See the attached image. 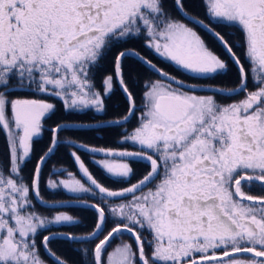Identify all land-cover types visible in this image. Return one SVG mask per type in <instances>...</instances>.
Instances as JSON below:
<instances>
[{"label": "snow or ice", "instance_id": "6c2138e0", "mask_svg": "<svg viewBox=\"0 0 264 264\" xmlns=\"http://www.w3.org/2000/svg\"><path fill=\"white\" fill-rule=\"evenodd\" d=\"M200 3L211 23L236 29L239 42L230 43L190 15L186 0H171V7L169 0H0V132L7 161L0 160V264H44L40 247L57 264H68L49 248L55 235L43 236L39 247L36 238L48 224L75 222L66 213L49 221L30 210L32 197L39 199L44 164L63 146L56 136L65 126L48 129L50 143L37 158L30 183L25 182L22 173L31 162L34 138L41 136L56 105L24 97L51 96L66 111L102 112L105 97L119 85L129 101V112L113 122L122 126L136 110L125 78L130 58L161 76L145 85L146 111L139 126L122 134L140 151L72 147L83 148L93 164L119 182L134 174L130 160L146 161L149 171L136 183L113 190L93 177L80 155L70 153L88 183L73 177L50 180L49 186L100 197L101 204L87 205L96 214L93 231L85 237L64 234L63 239L90 241L111 221L115 226L91 249V264H264V195L244 190H264V0ZM190 25L211 34L227 59ZM140 36L155 54L194 79L226 75L231 61L237 85L204 88L162 72L124 47ZM234 48H243V63ZM109 57L102 95L94 75ZM203 91L213 94H196ZM241 93L243 98L232 103L216 98ZM124 233L135 248L123 243L107 252Z\"/></svg>", "mask_w": 264, "mask_h": 264}, {"label": "trees", "instance_id": "16d2710c", "mask_svg": "<svg viewBox=\"0 0 264 264\" xmlns=\"http://www.w3.org/2000/svg\"><path fill=\"white\" fill-rule=\"evenodd\" d=\"M187 10L190 15L202 19L206 24H209L214 30L219 32L221 35H224L230 43H236L238 40L239 32L234 28L217 26L216 24L211 23L204 14V8L200 3V0H186ZM169 7H171V0H169ZM175 15V13H173ZM183 19L182 17H178ZM185 23L187 21L184 20ZM196 27L195 25H191ZM199 33L202 34V38L208 44V46L222 58L227 59L223 49L220 47L219 43L212 38L209 34L201 31L196 27ZM233 30V31H232ZM227 34L230 36L235 35L236 41H233L227 37ZM240 39V37H239ZM146 37L140 36L135 37L129 41L124 47L134 50L144 58L153 62L158 68L167 72L168 74L176 76L179 80H183L187 84H196V85H209L215 87H224L232 88L237 85L238 75L236 72V67L229 61V71L226 75L216 76L214 79H194L190 75H187L182 71L177 70L176 66L171 64L168 61L163 60L153 53L147 46ZM235 50V49H234ZM239 50V49H238ZM238 56L241 58V62H244L243 52H238ZM111 57L103 62V69H97L94 75L95 87L101 91L103 95V90L101 88V80L106 74L105 70H110ZM247 68V65H245ZM125 78L128 83L129 90L132 92L133 98L135 100V105L138 107L142 102V94L145 92V85L156 79V74L153 73L145 65L140 64L134 58H130L125 61ZM251 80H249V89L254 90L250 85ZM239 97V96H238ZM24 98H35V99H44L49 103L56 105V112L51 116L50 119H46L45 130L42 135L34 140V152L32 154V159L30 163H27L26 168L23 170V177L26 182L30 183L31 173L34 166L36 165L37 158L43 155L46 148L50 143V139L53 136V133L50 132L49 128H55L57 124H99L115 120H121L129 112V103L125 98L118 86L114 84V91L106 96L104 99V110L102 112H97L92 109L85 111H66L62 106V102L51 96L45 95H26ZM221 103H229L238 98H226L217 96ZM143 110H136L133 118L126 126H113L106 127L104 131L94 130V129H65L62 132L58 133V139L62 142V145L58 151H56L45 163L40 177V197L46 203H66V202H90L101 204L100 197H92L90 194H79L71 195L65 191L62 187L50 188L48 182L50 179L53 181L59 182L60 179L66 178L67 180L69 173L74 174V178L80 179L82 183H87L85 179L80 174V169L77 162L74 161L73 157L70 155L72 152H76L77 155L81 156V159L84 161L86 167L89 168L93 177L98 180L101 184L111 189L117 188L113 184L111 176L103 172L100 167L92 163V156L89 153H86L83 148L77 150L72 147V144L77 145L84 144L88 147H103V148H124L126 142L122 139V134L125 132L131 133L133 129L139 126V118ZM64 142H71V144H66ZM97 159L101 158L99 156ZM0 159L6 161L5 155V138L4 134L0 132ZM7 172V169H6ZM49 180V181H48ZM264 195V191L261 192ZM31 195V193H30ZM33 209L37 215L41 217H46L51 221L54 216L63 212L74 218V223L71 224H48L46 228L39 230V235L37 236V245L40 246L43 236H51L55 234H71L76 237H85L91 231L94 230L93 226L95 223V211L92 209H84L79 207H67L61 209H48L42 207L36 200L35 196L32 197ZM101 206H104L103 204ZM115 225L109 221L107 227L102 233V236L95 241L89 242H73L70 240H65L61 238H56L52 240L49 244V248L52 252L56 254L61 260H66L68 264H91V249L94 248V245L99 242L100 239H103L107 235L108 231L111 230ZM116 239L113 240L115 242ZM112 242V243H113ZM111 243V245H112ZM110 245V246H111ZM109 246V248H110ZM89 250L88 255H83L82 250ZM40 256L44 261V264H56L49 256L46 254L45 249L40 247Z\"/></svg>", "mask_w": 264, "mask_h": 264}, {"label": "flooded vegetation", "instance_id": "af4514ba", "mask_svg": "<svg viewBox=\"0 0 264 264\" xmlns=\"http://www.w3.org/2000/svg\"><path fill=\"white\" fill-rule=\"evenodd\" d=\"M199 28V27H198ZM216 31V30H215ZM212 38H214L211 34H209ZM215 39V38H214ZM171 75V74H170ZM156 79L154 80H159L161 79V77H159L157 74H156ZM178 79V78H177ZM213 87V86H212ZM211 94V93H210ZM219 96V95H217ZM216 96V98H217ZM222 97V96H221ZM226 98H235L236 96H232V97H227V96H224ZM218 100V99H217ZM220 101V100H219ZM221 102V101H220ZM138 110H143V112L146 111V109L144 108V102L141 103L140 105H138L137 107ZM142 115V114H141ZM131 121V120H130ZM129 121V122H130ZM128 122V123H129ZM127 123V124H128ZM127 124L125 125H122V126H126ZM124 148L120 149V148H117L119 150H127V151H140V148L138 145H133L131 142H126V146H123ZM2 161H4L3 159H0ZM5 162V161H4ZM130 163V166L133 168V175L132 177L130 178L129 181H126V182H119L118 181V178L116 177H112L111 176V179H112V182L113 184H115L117 186V188H115L114 190H119L123 187H128L129 184H134L138 181V179H140L144 174L147 173V171H149V167H148V164L146 161H143V160H140V159H133V160H130L129 161ZM5 174H7L6 172V169H5ZM151 187V186H150ZM246 192H248V194H251V195H261V192H263L264 190H260V188L258 186H254L253 189L251 191H249L247 188L244 189ZM147 191V189L145 190ZM112 202V201H111ZM117 203H119L120 201H116ZM144 236L145 238L147 239H150V236H148L147 233H144ZM124 238H117L116 240L118 241L114 248L120 244H123V243H130L133 245V248H135V242L131 239V237L128 236V234H123ZM112 251H113V247L111 248ZM146 251H147V248H146Z\"/></svg>", "mask_w": 264, "mask_h": 264}, {"label": "water", "instance_id": "95a60500", "mask_svg": "<svg viewBox=\"0 0 264 264\" xmlns=\"http://www.w3.org/2000/svg\"><path fill=\"white\" fill-rule=\"evenodd\" d=\"M209 34V33H208ZM146 66V65H145ZM147 67V66H146ZM157 67V66H156ZM148 68V67H147ZM158 68V67H157ZM159 69V68H158ZM151 70V69H150ZM152 71V70H151ZM153 72V71H152ZM163 72V71H162ZM153 73H155V72H153ZM155 74H157V73H155ZM158 75V74H157ZM159 77H161L160 75H158ZM190 85V84H189ZM204 88H210V87H205V86H203ZM187 90V89H186ZM203 92H207V91H203ZM123 93V92H122ZM208 93H210V92H208ZM124 94V93H123ZM228 97V96H227ZM128 101V100H127ZM128 103H129V101H128ZM135 108H136V110H137V106L135 105ZM135 110V111H136ZM135 114V113H134ZM134 114L132 115V116H130V118H129V120L127 121V122H125V123H123V125H125V124H127L132 118H133V116H134ZM122 120V119H121ZM115 121H120V120H115ZM114 121H110V122H105V123H99V124H85V125H80V124H62L63 126H65V129H88V130H90V129H94V130H96V129H99L100 127H104V128H106V127H113V126H119V125H117V124H115V123H113ZM57 136H58V134H57ZM56 136V139H58V137ZM62 143V142H61ZM64 143H66V144H70V142H64ZM137 159H139V158H137ZM45 165V164H44ZM44 167V166H43ZM43 169V168H42ZM81 171V170H80ZM42 172V171H41ZM81 173H82V171H81ZM82 175H83V173H82ZM85 179V181H86V178H84ZM87 182V181H86ZM88 183V182H87ZM39 185H40V183H39ZM36 198V197H35ZM40 199H41V197H40V193H39V199H37L36 198V200H37V202L42 206V207H44V208H48V209H61V208H67V207H79V208H84V209H92V210H94L93 208H91V207H88L87 205H90V204H93L94 205V203H90V202H66V203H55V204H52V203H44V204H41L39 201H40ZM109 199H111V198H109ZM104 231V230H103ZM103 233V232H102ZM102 233L99 235V237L102 235ZM124 234H127V233H124ZM55 236H56V238H61V239H63V236H64V234H55ZM98 237V238H99ZM98 238H93L92 240H90V241H95L96 239H98ZM113 241V240H112ZM111 241V242H112ZM73 242H78V241H73ZM82 242H89V241H82ZM111 242H110V244H111ZM45 252H46V254L49 256V258H51L56 264H57V262H56V259L53 257V256H51V255H49L48 253H47V251L45 250Z\"/></svg>", "mask_w": 264, "mask_h": 264}, {"label": "rangeland", "instance_id": "374dc122", "mask_svg": "<svg viewBox=\"0 0 264 264\" xmlns=\"http://www.w3.org/2000/svg\"><path fill=\"white\" fill-rule=\"evenodd\" d=\"M183 18V17H182ZM185 21H187V20H185ZM188 22V21H187ZM191 26V25H190ZM211 27V26H210ZM199 30H201V31H203V32H205V33H207L206 31H204V30H202V29H200V28H198ZM197 30V29H196ZM198 31V30H197ZM233 31V30H232ZM199 32V31H198ZM208 34V33H207ZM200 35L202 36V34L200 33ZM227 37H229V39H231V40H233V41H236V39L234 38H231V37H236L235 35H233V36H230L229 34H227ZM239 37H240V33H239V36H238V40H237V42H239ZM147 40V39H146ZM216 40V39H215ZM149 48V47H148ZM150 49V48H149ZM235 50L234 51H236V54H237V50H238V52H243V48H234ZM151 50V49H150ZM153 51V50H152ZM153 53H154V51H153ZM155 54V53H154ZM157 55V54H156ZM238 55V54H237ZM158 57H160L159 55H157ZM225 56H226V54H225ZM161 58V57H160ZM222 58V57H221ZM148 60V59H147ZM150 61V60H149ZM166 61V60H165ZM242 61V60H241ZM229 62V61H228ZM153 63V62H152ZM154 64V63H153ZM172 64V63H171ZM173 66H174V64H173ZM160 69V68H159ZM161 71H163L162 69H160ZM163 72H165V71H163ZM183 73V72H182ZM184 74H185V72H184ZM187 75H190L191 76V74H189V73H186ZM192 77V76H191ZM198 80V79H197ZM153 81H155V80H153ZM151 82V81H150ZM149 83V82H148ZM187 84V83H186ZM191 85V84H190ZM250 85H251V87H253V85H252V83H250ZM118 86V88H119V85H117ZM199 86H205V87H212V86H209V85H199ZM97 89V88H96ZM98 90V89H97ZM119 90H120V88H119ZM249 91H252V90H249ZM211 93V92H210ZM208 93V92H197L196 94L197 95H211V94H213V93ZM243 93H241L240 95H238V96H236V98H238V99H235V100H233V101H230L229 103H232V102H234V101H238V100H240V99H242L243 98ZM222 97H224V96H222ZM218 99V98H217ZM218 101H219V99H218ZM97 130V129H96ZM43 133V132H42ZM42 135V134H41ZM37 138H39V137H36V138H34V140L35 139H37ZM59 140V139H58ZM70 144H71V142H70ZM80 174L82 175V173L80 172ZM70 176V175H69ZM74 177V174H72L70 177H68L67 178V180H71L72 178ZM82 177H83V175H82ZM84 178V177H83ZM65 179L66 178H63V179H60V181H65ZM76 179V178H75ZM51 181H53L52 179H50ZM49 181V180H48ZM26 182V181H25ZM57 182V181H56ZM48 185H49V183H48ZM50 187V186H49ZM50 188H52V187H50ZM53 189V188H52ZM65 190V189H64ZM261 190V189H260ZM65 191H67V190H65ZM68 192V191H67ZM39 193H40V190H39ZM69 194H71V195H79V194H82V193H72V192H68ZM261 195H262V193H261ZM82 202H84V201H82ZM108 203H111V200L109 199L108 200ZM94 204H96V203H94ZM60 213H63V212H59V213H57V214H60ZM56 214V215H57ZM105 230V229H104ZM102 236V235H101ZM100 236V237H101ZM123 236V234L120 236L121 238H124V237H122ZM99 237V238H100ZM120 237H118V238H120ZM98 238V239H99ZM98 239H96V240H98ZM113 242V241H112ZM111 242V243H112ZM118 241L116 240L115 242H113L112 243V245L110 246V248H109V246H108V248H107V252H111L112 251V247H113V249H114V246H115V244L117 243Z\"/></svg>", "mask_w": 264, "mask_h": 264}]
</instances>
